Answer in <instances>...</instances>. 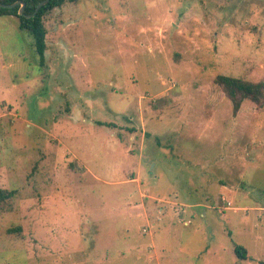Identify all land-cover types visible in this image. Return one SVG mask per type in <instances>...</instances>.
Here are the masks:
<instances>
[{
  "label": "rangeland",
  "instance_id": "obj_1",
  "mask_svg": "<svg viewBox=\"0 0 264 264\" xmlns=\"http://www.w3.org/2000/svg\"><path fill=\"white\" fill-rule=\"evenodd\" d=\"M43 22L42 67L0 17V264L263 262L264 109L234 116L214 80L264 79V0H77Z\"/></svg>",
  "mask_w": 264,
  "mask_h": 264
},
{
  "label": "trees",
  "instance_id": "obj_2",
  "mask_svg": "<svg viewBox=\"0 0 264 264\" xmlns=\"http://www.w3.org/2000/svg\"><path fill=\"white\" fill-rule=\"evenodd\" d=\"M44 0H0V5H12L17 2L24 4L22 15H19L20 6L12 9L0 8V17H12L17 20L18 29L27 32L32 40L33 51L38 57L40 66H44L46 53V29L43 18L55 9L65 4L76 3L77 0H49L47 4L39 9L35 16L38 4ZM214 83L222 90L225 97L231 102L232 114L235 116L244 101H250L258 109H264V79L258 82H251L240 78H232L219 75ZM14 193L0 189V212L1 207L13 197ZM234 254L239 260H249L246 251L241 246H235ZM264 264L263 262H259Z\"/></svg>",
  "mask_w": 264,
  "mask_h": 264
},
{
  "label": "water",
  "instance_id": "obj_3",
  "mask_svg": "<svg viewBox=\"0 0 264 264\" xmlns=\"http://www.w3.org/2000/svg\"><path fill=\"white\" fill-rule=\"evenodd\" d=\"M48 1H49V0H44L43 2H41L40 4H38V6L36 7L35 12L33 13L32 16H35V15L37 14V12L39 11V9H40L41 7H43L45 4H47ZM18 5L20 6V9H19L18 14H19V15H22V12H23V9H24V4L21 3V2H17V3L12 4V5H0V8L12 9L13 7L18 6Z\"/></svg>",
  "mask_w": 264,
  "mask_h": 264
},
{
  "label": "built area",
  "instance_id": "obj_4",
  "mask_svg": "<svg viewBox=\"0 0 264 264\" xmlns=\"http://www.w3.org/2000/svg\"><path fill=\"white\" fill-rule=\"evenodd\" d=\"M228 207H230L229 203H227V206L224 207L223 209L228 208ZM222 211H223V210H219L220 213H222ZM144 232H145V231H144Z\"/></svg>",
  "mask_w": 264,
  "mask_h": 264
}]
</instances>
